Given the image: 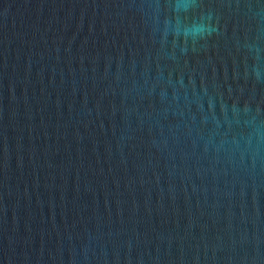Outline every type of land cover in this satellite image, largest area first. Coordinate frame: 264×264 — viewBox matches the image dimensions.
I'll list each match as a JSON object with an SVG mask.
<instances>
[{"label": "water", "instance_id": "water-1", "mask_svg": "<svg viewBox=\"0 0 264 264\" xmlns=\"http://www.w3.org/2000/svg\"><path fill=\"white\" fill-rule=\"evenodd\" d=\"M0 264H264V0H0Z\"/></svg>", "mask_w": 264, "mask_h": 264}]
</instances>
